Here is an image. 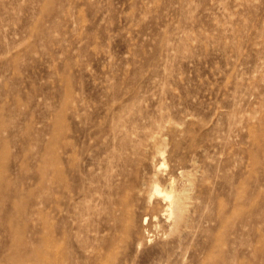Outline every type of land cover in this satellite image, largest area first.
<instances>
[{"label":"rangeland","instance_id":"obj_1","mask_svg":"<svg viewBox=\"0 0 264 264\" xmlns=\"http://www.w3.org/2000/svg\"><path fill=\"white\" fill-rule=\"evenodd\" d=\"M179 165L191 228L172 230L138 186ZM0 190V258L22 237L95 264L102 237L133 264L143 233L175 246L160 264H264V0H0Z\"/></svg>","mask_w":264,"mask_h":264},{"label":"bare ground","instance_id":"obj_2","mask_svg":"<svg viewBox=\"0 0 264 264\" xmlns=\"http://www.w3.org/2000/svg\"><path fill=\"white\" fill-rule=\"evenodd\" d=\"M37 136H39V135H37ZM38 140H39V138H38ZM51 149H49V150L51 151ZM46 153H48V152H46ZM49 157H51V156H49ZM47 158H48V155L44 154L42 157V159H44L43 162H45L47 160ZM54 163H55V161H54ZM39 168H37V169H39ZM42 168H44V167H42ZM42 170L43 169H40V171L42 172L41 176H40V180L42 178V180L46 184V188H44V189H46V192H45V196L43 198V201L47 202L50 205L51 202H53L52 193H55V190L58 187H60V188L63 187L62 178H61V169L57 168L56 172L52 176L48 172L49 169H47V170L44 169L43 171ZM177 170L179 173H181V175H185L186 170L184 171V168H182V166H180V165L173 167L172 171H170V173H167L165 175L160 174L158 172V168H155L154 171L150 175H148L145 179L144 178L142 179L141 183L138 186V189L142 190V191L148 190V193L146 196V201L150 203L149 206H151V208H155L156 206L159 207L158 210H156V212H154L152 214L153 220H157L161 216H164V217H166L165 218L166 221H169L170 229H172L173 226H176L177 224L180 225L181 222H183L185 224V228L187 229V228H191V225L189 224L191 216L188 215L187 212L190 209V205H189L190 202L188 201V199L190 198V192L189 191L191 189L192 182H190V178H189L190 176L189 177L187 176V177H184L185 180L183 181V179H182V182L179 184L176 180L177 178L174 175L175 174L174 172ZM100 179H97V180H100ZM72 187H74V186H72ZM101 189H103V187L99 188L97 186L94 189V194H95L94 213L96 215L100 216V214L103 212V210H105L107 215L111 219H113L115 217L116 211L121 210L119 206L122 205V202L120 200L118 202H114L113 197H112L113 193H111L112 195L109 193L103 194V190H101ZM42 197L43 196H41V197L39 196V200H40V198L42 199ZM19 205H21V204H19ZM52 206L53 205H51V207ZM2 211H0V212H2ZM122 211L128 215L129 224H130V225L128 224V226L131 227L132 226V216H131L130 212L125 208H123ZM46 213H47V211H46ZM146 220H147V218L145 217L144 222L148 223V221H146ZM108 221H109V218H108ZM53 226H52V223L48 221L49 230H52ZM98 226H100V225H98ZM181 231L182 230H180V232ZM130 234H132V233H130ZM45 238H47L46 239V242L48 243L47 245L51 246L54 244L55 241L53 238L48 237V236ZM128 239L129 238H127V240ZM180 239H183V237L181 236ZM104 240H107V239H104L102 237L98 238L97 242H99V243L97 244L96 250H94L95 251V253H94L95 264H111V262L113 260L114 253H113L112 239L107 240L105 245L103 244ZM43 241H44V239H43ZM28 242L29 241L22 240V237L20 239H18L16 241V243L14 242L15 244L11 246L10 250H8V252L5 253L0 258V264H45L44 262H46V259H45L46 257L44 256L43 251L41 253L39 245H35L34 243H30V242L28 243ZM32 242H33V239H32ZM129 242H131V241H129ZM147 242H148V240L143 235V233H140V235L136 238V240L133 241L132 243H130L131 248L139 249V254L137 255L138 259H137V261L133 262V264H160L162 256L151 257L154 252H156V253L157 252H159V253L160 252H166L165 255H167V257H168V256L173 255V253L176 251V249L174 248L175 246L172 247L171 250L165 249V247H163V246H160V247L157 246L156 247L155 245L146 247L145 245ZM127 243H128V241H127ZM42 247L44 248L43 245H42ZM116 257H118L117 254L115 255V258ZM114 264H116V263H114Z\"/></svg>","mask_w":264,"mask_h":264}]
</instances>
